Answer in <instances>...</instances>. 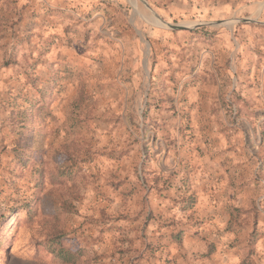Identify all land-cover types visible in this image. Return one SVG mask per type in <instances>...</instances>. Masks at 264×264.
Wrapping results in <instances>:
<instances>
[{
  "label": "rangeland",
  "instance_id": "obj_1",
  "mask_svg": "<svg viewBox=\"0 0 264 264\" xmlns=\"http://www.w3.org/2000/svg\"><path fill=\"white\" fill-rule=\"evenodd\" d=\"M216 163L239 203L200 215ZM56 242L264 264V0H0V264Z\"/></svg>",
  "mask_w": 264,
  "mask_h": 264
},
{
  "label": "crops",
  "instance_id": "obj_2",
  "mask_svg": "<svg viewBox=\"0 0 264 264\" xmlns=\"http://www.w3.org/2000/svg\"><path fill=\"white\" fill-rule=\"evenodd\" d=\"M229 162V161H228ZM216 165L212 167L211 165H207L202 168V170L195 175L193 178V188L198 189V191L202 192L205 189H212V186L214 185L215 191L213 192L210 190L207 197H204V195H200L198 203H197V209L199 210L200 215H204L205 213L210 214L211 212L216 213L221 208H227L229 207L232 202L234 205H236V202L234 200V193L225 194L223 195V192L221 191V187L223 184H225V181L219 183L218 186H215V183H218V175L215 174V170L217 169ZM202 174V175H201ZM227 178L226 184L228 188V175H225ZM241 203L243 204V199L241 198ZM238 205V204H237ZM190 259V257H188ZM175 260V257H174ZM183 261V259H182ZM185 261V260H184ZM177 262H181L179 259ZM178 264V263H177Z\"/></svg>",
  "mask_w": 264,
  "mask_h": 264
},
{
  "label": "trees",
  "instance_id": "obj_3",
  "mask_svg": "<svg viewBox=\"0 0 264 264\" xmlns=\"http://www.w3.org/2000/svg\"><path fill=\"white\" fill-rule=\"evenodd\" d=\"M43 107L40 106L38 107L39 110H41ZM28 115V114H27ZM28 118L26 117L23 118V120H27ZM51 252L55 256V258L58 259L62 264H76L77 260L79 258V252L77 251H71L68 249H65L61 243H52L51 247Z\"/></svg>",
  "mask_w": 264,
  "mask_h": 264
}]
</instances>
